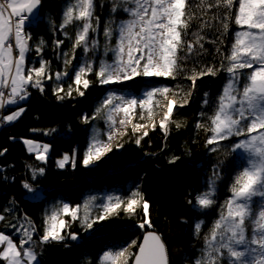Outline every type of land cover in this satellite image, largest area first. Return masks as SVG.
Masks as SVG:
<instances>
[{
    "label": "snow or ice",
    "instance_id": "1",
    "mask_svg": "<svg viewBox=\"0 0 264 264\" xmlns=\"http://www.w3.org/2000/svg\"><path fill=\"white\" fill-rule=\"evenodd\" d=\"M110 3L101 53V45L97 39L101 21L96 14L95 0H68L58 27L71 41L72 55L69 57L68 52H57V58L62 59L65 70L53 74L51 62L41 55L45 43L43 39L35 47L39 67L30 64L28 57L33 50L30 45L31 27L43 19L40 14L43 0H0V111L8 106H17L10 114L0 115V123L11 124L18 120L26 111L20 105L29 99L30 89L43 93L44 80L53 81V94L58 100H63L65 97L72 98L73 92L84 96L81 85L83 89H88L92 83L88 76L94 74L100 85L109 86V91L100 101L94 115L91 118L84 116L83 122L87 124L90 119L95 120L104 112L109 125L114 126L117 123L114 115L122 113L119 124L123 126L132 123L137 108L140 109L141 120L145 119V112L148 119H152L154 109L160 105L157 97L167 99L169 93L179 97V91H173L167 86L149 85L137 96L111 86H123L125 82L140 77L151 81L160 77L176 79L178 75H183L185 79L192 81V91L187 92L179 104L182 108L189 104V98L197 87V80L204 76L216 77L222 71L225 72L226 83L218 94L217 101H210L209 94L204 93L205 99L199 115L206 117L208 123L198 121L196 126L210 133L205 147L217 146L209 148L211 152L218 151L221 142L230 141L229 154H236L238 157L235 162L236 174L229 186L231 196L219 206V217L205 235L204 247L194 264H264V0H201V5L206 4L209 10L216 9L213 18L219 21L223 29L217 37L220 43H224V35H232L234 30L230 28L231 23L240 30L234 31L229 50L222 51L217 47L216 51L222 57L219 67H193L191 74L186 71V63L193 54L194 43L204 50L202 41L206 37L193 32L195 42L185 39L189 35L190 21L193 18L187 11V0H110ZM121 12L126 13L128 19L117 20L116 17ZM48 23L55 31L57 26L50 16ZM70 25L75 26L74 38L66 31ZM113 39L115 45L111 44ZM53 43L59 49L64 41L55 40ZM78 48L83 50V54L79 64H72ZM109 52L112 53L111 61L105 58ZM180 52L187 54L180 56ZM97 59L98 64L95 63ZM192 63L195 64L196 61ZM70 65L74 77L65 90L63 84L69 77ZM176 104L175 99L167 100L166 111L159 122V128L165 137L168 135V125ZM206 107L213 108V112L210 114L205 111ZM147 127V124H133L132 131L135 133ZM176 127L180 128L181 124L176 123ZM155 128L156 124L153 123L152 129ZM117 131L112 127L106 134L107 141H104L100 138V133L93 130L82 159L85 168L94 167L96 162L113 151L111 141ZM54 133H57V129L47 130L43 134ZM147 135L148 132L145 131L135 143L140 145ZM233 137L243 139L232 140ZM23 143L29 153L35 154L37 161L47 162L50 150L48 143H37L30 139H25ZM122 147L123 144L116 145L117 149ZM179 159L180 157L173 156L169 163L175 164ZM69 162L75 167V157L70 161L69 155L65 154L57 160V166L63 169ZM190 163L196 171L198 165L194 161ZM31 172L32 180L36 181L45 174V168L33 167ZM3 178L7 180V176ZM224 178L223 161H220L213 166L206 188L196 193L194 200H188L194 212L207 214L208 210L217 205L218 184ZM21 184L30 199L46 202L43 190L33 187L27 180H22ZM96 200V197H88L82 205L71 206L67 202H59L52 205L51 209L46 208L39 241L33 239L38 229L30 220L27 226L21 225L20 228L12 225L17 232L22 231L19 245L10 235L0 232V264H42L39 259L42 253H37L36 248L54 243H63L67 248L69 238L78 241L77 233L66 232L69 221L65 217H70L72 222L79 220L87 231L113 214L118 215L121 208L126 214H134L136 207L142 202L144 219L137 227L141 230H145L146 226L149 229L153 227L149 218V203L143 200L139 191H132L127 200L112 194L99 204H96ZM94 205L98 212L92 215ZM4 219L5 216L0 214V220ZM203 223V220L195 223L194 232L197 235L201 232ZM249 224L252 226L250 237L247 233ZM129 247H134L137 251L129 253L126 248L106 250L99 257L98 264H170L167 246L154 231H145L142 242L133 240Z\"/></svg>",
    "mask_w": 264,
    "mask_h": 264
},
{
    "label": "trees",
    "instance_id": "2",
    "mask_svg": "<svg viewBox=\"0 0 264 264\" xmlns=\"http://www.w3.org/2000/svg\"><path fill=\"white\" fill-rule=\"evenodd\" d=\"M95 2L96 14L100 16L101 21L97 39L102 53L105 42L103 30L109 18L111 3L110 0H95ZM102 2L103 7H101ZM67 3L68 0H43L40 13L43 19L31 27L30 45L33 50L28 54L29 62L39 67V57L35 47L43 39L45 43L41 55L51 62L53 74L65 70L62 59L57 58V52H68L69 57L72 55L71 41L59 31L58 27L62 22L61 14ZM187 11L193 18L190 21L189 35L185 39L195 42L196 37L192 35L193 32L204 35L206 39L202 41L204 50L200 49L199 44L194 43L193 54L186 63V71L191 74L193 67L197 69L213 65L219 67L222 57L217 53V47L222 51L229 50L234 39V31L240 29L231 23L230 28L234 30L232 35H224V43H220L217 37L221 35L223 29L219 21L213 18L216 9L209 10L206 4L201 5V0H187ZM49 16L57 26L55 31L48 23ZM116 19L125 20L128 16L121 12ZM66 31L71 37H75L74 25H70ZM55 40L64 41L59 49H56L53 43ZM111 44L115 45V39ZM82 54L83 50L78 48L75 53L76 59L72 64H79ZM186 54V52L179 53L180 56ZM105 58L111 61L112 53L109 52ZM192 61L196 63L193 64ZM95 63L98 64L99 60L97 59ZM68 71L69 77L63 84L65 90L74 77L71 65ZM226 76L227 74L222 71L216 77L204 76L197 80V87L189 98V104L182 108L179 104L182 103L185 94L192 91V81L185 79L183 75H178L176 79L153 78L151 82H145L142 77L129 81L130 87L124 91L137 96L141 95L149 85L167 86L173 91H179V97L172 93L168 95L177 101L168 125V135L165 137L156 121L155 130L150 125L162 110V104L166 100L158 96L160 105L154 109V117L148 119L145 112V119L139 121L140 124L150 126L138 133L128 130L120 138L123 147L116 151L113 149L90 168L82 165L83 151L92 131L104 128L106 117L104 112H101L95 120L90 119L87 124L83 122V117L91 118L94 115L100 101L105 97L103 94L106 88L109 87L100 85L95 75L91 74L88 78L92 83L88 89H83L81 85V90L85 92L84 96L73 92L72 98L65 97L63 100H58L53 94L54 83L49 80L43 81L45 89L43 93L37 89H30L29 99L20 105L26 109L22 116L11 124L5 122L0 125V152H3V155H0V214L5 216L4 220H0V232L10 235L19 245L22 231L17 232L16 228H20L21 225L27 226L30 220L38 229L33 237L38 241L43 231L45 209H51L52 205L59 202H67L71 206L82 205L88 196L96 197L98 203L104 196L110 194L122 196L127 200L132 191H139L143 200L149 203L152 228L146 226L145 230H141L137 227L144 219L142 202L136 207L134 214H126L121 208L118 215L113 214L109 219L95 224L93 229L87 231L79 220L72 222L70 217H65L69 221L66 232L77 233L79 240L72 241L69 238L67 248L63 243L36 248L37 253H42L39 256L42 264H98L99 257L104 251L115 248H126L129 253H134L137 249L129 247V244L133 240L139 243L145 231H154L161 236L168 249L170 264H194L204 247L205 235L219 217V206L231 196L229 186L236 174L235 162L238 157L236 154H229L230 141L221 142L218 151L211 152L209 148L217 146L205 147L206 138L210 133L196 126L198 121L208 123L206 117L202 118L199 115L205 99L204 93L209 94L210 101L216 102L218 94L226 83ZM72 86L76 87L74 84ZM16 107L8 106L2 112L4 115L10 114L16 110ZM204 110L210 114L213 112V108L206 107ZM176 123H180L181 127L177 128ZM50 129H57V133L43 134ZM145 131L148 135L143 137L140 145H137L136 139L143 136ZM25 139L50 145L49 159L46 163L37 161L35 154L27 151L23 143ZM231 139L237 140L243 137ZM65 154L69 155L70 161L75 157V167L71 162L63 169L57 166V160ZM173 156L180 159L175 164H170L169 160ZM192 161L198 165L196 171L190 163ZM220 161H223L225 178L218 184L217 205L208 210L207 214L196 213L188 200L190 198L194 200L196 193L206 188V181L212 175L213 166ZM33 167L45 168V174L39 176L36 181L32 180ZM4 176H7L6 181ZM22 180H27L33 187L43 190L46 202L30 199L22 187ZM97 212V208L92 210V215ZM80 215H83V210ZM199 220H203L204 223L201 232L197 235L194 232V225ZM251 232L252 226L249 224L247 228L249 237Z\"/></svg>",
    "mask_w": 264,
    "mask_h": 264
},
{
    "label": "rangeland",
    "instance_id": "3",
    "mask_svg": "<svg viewBox=\"0 0 264 264\" xmlns=\"http://www.w3.org/2000/svg\"><path fill=\"white\" fill-rule=\"evenodd\" d=\"M151 81H153V80H151ZM151 81H148V80H145V82H151ZM129 83V81H127V82H125V84L123 85V86H120V85H114V86H111V87H113V88H117V89H127V88H129L130 87V85L128 84ZM109 87V86H108ZM108 91H109V88H106V90H105V92H104V96H106L107 95V93H108ZM167 100H172V98L171 97H168L164 102H163V104H162V110L158 113V116L156 117V119L150 124V125H152L153 123H155V121L157 122V123H159L160 122V120L162 119V117H163V113H164V111H166V105H167ZM175 109H176V107H175ZM174 109V110H175ZM139 112H140V109L139 108H137L136 109V115L134 116V118L132 119V123H126L125 125H123V126H121L120 124H119V120L123 117V114L121 113V114H118V115H114V118L116 119V121H117V123L114 125V126H110L109 125V123L107 122V120H105V125H104V128H102V129H95V130H97L99 133H100V138L102 139V140H104V141H107V133L109 132V131H111L112 130V127H115L118 131L114 134V137H113V139H112V141H111V146H112V148L113 149H115V151L117 150V148H116V145L117 144H120L121 142H120V138L122 137V135H124L128 130H132V125L133 124H138L139 123V121L141 120L140 118H139ZM0 115H4V112H2V111H0ZM106 119V118H105ZM137 122V123H134V122ZM1 124H5V122H3V123H0V125ZM140 124V123H139ZM150 125H148V126H150ZM144 129L145 128H142V129H140L138 132H143L144 131ZM133 132V131H132ZM138 132H135V133H138ZM93 134V131H92V133L90 134V136ZM90 136H88V140H87V144H86V147H85V150L83 151L84 153H85V151H86V149H87V147H88V144H89V138H90ZM30 140H32V139H30ZM32 141H34V140H32ZM34 142H37V141H34ZM37 143H40V142H37ZM26 146V145H25ZM26 148H27V146H26ZM109 153H107L106 154V156L108 155ZM105 156V157H106ZM105 157H103V158H105ZM102 158V159H103ZM88 197H90V196H88ZM107 196H104L103 197V199L102 200H100L98 203H96V204H99V203H101V202H103V200L106 198ZM96 209V207H95V205L93 206V210H95ZM40 238V237H39ZM39 238H38V241H39ZM127 252H128V250H127Z\"/></svg>",
    "mask_w": 264,
    "mask_h": 264
},
{
    "label": "water",
    "instance_id": "4",
    "mask_svg": "<svg viewBox=\"0 0 264 264\" xmlns=\"http://www.w3.org/2000/svg\"><path fill=\"white\" fill-rule=\"evenodd\" d=\"M143 235H144V233L142 234L139 243L142 242V240H143ZM136 251H137V250H136Z\"/></svg>",
    "mask_w": 264,
    "mask_h": 264
}]
</instances>
